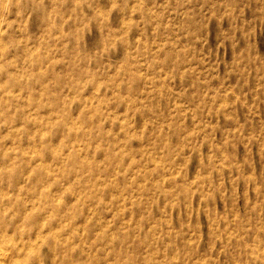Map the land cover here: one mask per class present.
<instances>
[{
    "label": "rangeland",
    "instance_id": "obj_1",
    "mask_svg": "<svg viewBox=\"0 0 264 264\" xmlns=\"http://www.w3.org/2000/svg\"><path fill=\"white\" fill-rule=\"evenodd\" d=\"M0 264H264V0H0Z\"/></svg>",
    "mask_w": 264,
    "mask_h": 264
}]
</instances>
